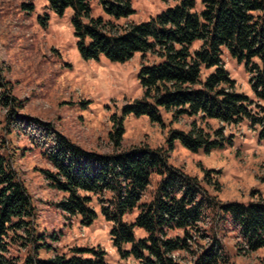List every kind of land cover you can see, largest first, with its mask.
<instances>
[{
    "label": "trees",
    "instance_id": "trees-1",
    "mask_svg": "<svg viewBox=\"0 0 264 264\" xmlns=\"http://www.w3.org/2000/svg\"><path fill=\"white\" fill-rule=\"evenodd\" d=\"M48 1L59 15L74 11L73 25L85 59L105 56L124 63L140 53L160 61L142 68L143 99L125 111L162 123L164 110L176 119L196 117L207 126L194 121L189 132L171 131L169 150L177 140L192 152H211L232 142L224 129L208 127L209 121L238 126L248 120L253 127L260 126L264 140V106L256 105V101L264 104V0H200V5L197 0H164L175 5L151 22L123 28L93 18L92 0ZM99 1L115 17L134 13L128 0ZM225 52L245 65L256 100L236 91L224 64ZM0 104L9 109V133L14 129L42 151L47 168L40 172L48 188L62 195L57 209L69 218L80 216L88 226L97 217L92 207L97 199L103 216L113 223L111 238L123 257H133L139 264H230L216 230L203 237L209 242L197 250L198 239H203L198 237L201 225L210 215L233 227L245 252L264 248V198L248 205L224 203L200 179L171 166L163 148L140 145L111 154L86 151L58 134L52 124L21 115L23 106L4 88ZM123 133L119 124L111 135L117 149ZM153 174L161 180L154 197L144 201ZM136 209L135 221L125 222ZM136 228L146 236L137 240ZM44 239L37 233L31 196L9 157L0 155V264H106L103 250L74 248L59 254ZM16 243L28 248L22 262L9 254ZM41 251L52 254L43 258ZM177 253H187L191 260L175 259Z\"/></svg>",
    "mask_w": 264,
    "mask_h": 264
},
{
    "label": "rangeland",
    "instance_id": "rangeland-1",
    "mask_svg": "<svg viewBox=\"0 0 264 264\" xmlns=\"http://www.w3.org/2000/svg\"><path fill=\"white\" fill-rule=\"evenodd\" d=\"M128 1L134 13L127 18L111 15L99 0L91 1V16L123 28L151 22L175 5L164 0ZM197 2L200 5V0ZM73 17L72 9H67L63 15L57 14L48 0H0V92L6 89L23 106L19 111L21 115L52 124L58 134L86 151L111 154L140 145L163 148L171 166L200 179L207 191L224 203L248 205L264 198V140L260 139V126L253 127L248 120L238 126L209 121L208 127L224 129V135L231 136L232 142H225L224 148L211 152L204 149L192 152L177 140L169 150L171 131L189 132L194 121L204 128L206 124L196 117L176 119L164 110L160 111L162 123L126 112L128 106L143 99L142 68L160 61L153 55L140 53L124 63L113 62L105 56L98 60L85 59ZM224 64L236 83V91L256 100L245 65L227 52ZM258 110L254 107V112ZM8 113L9 109L0 104V155L9 157L32 198L37 233L43 235L45 242L53 244L59 254H69L74 248H88L105 251L106 264H139L117 250L111 238L113 223L103 216L97 199L92 206L97 217L88 226L82 224L80 216L69 218L57 209L56 203L62 195L48 188L40 172L47 168L42 151L33 148L25 136H17L14 129L9 133ZM119 124L124 133L121 147L117 149L111 135ZM160 180L159 175H152L144 201L154 197ZM138 213L136 209L125 216L124 221L134 222ZM215 230L230 264H264V248L252 254L245 252L233 227L217 223L212 215L201 225L198 237H209ZM135 236L138 240L146 233L136 228ZM208 242V238L198 239L197 250ZM9 254L22 262L28 248L16 243L11 245ZM51 254L41 251L43 258ZM175 259L186 262L191 257L177 253Z\"/></svg>",
    "mask_w": 264,
    "mask_h": 264
}]
</instances>
